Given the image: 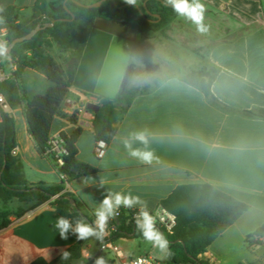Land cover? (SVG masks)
I'll return each mask as SVG.
<instances>
[{
    "label": "crops",
    "instance_id": "1",
    "mask_svg": "<svg viewBox=\"0 0 264 264\" xmlns=\"http://www.w3.org/2000/svg\"><path fill=\"white\" fill-rule=\"evenodd\" d=\"M35 0H0V9L9 5L20 13L30 11ZM205 6L200 32L195 23L178 15L153 40L158 45L151 52L154 77L162 81L150 90L134 96L130 106L118 115L116 132L107 143L102 158L94 156L95 139L92 121L96 111L87 108L99 98L69 87L62 112H76V124L66 117L55 116L49 138L82 129L76 141L77 157L96 171L88 176L61 183V177L50 160L37 152L27 132L24 103L5 112L13 119L15 157L22 165L28 185H63L60 193H70L80 203L79 213L89 222L97 204L107 191L131 193L146 202L149 211L178 185L206 183L248 206L201 254L207 264H222L232 250L230 239L237 243L242 263L264 264V243L245 239L264 226V119L247 116L244 111L264 108V16L260 0H200ZM166 43V44H165ZM178 49L183 55L182 73L165 74L171 56ZM54 53V52H53ZM52 53V54H53ZM149 51L140 58H148ZM203 67L214 68L211 83L213 100L179 80L185 72ZM165 74V75H164ZM29 89L21 84L26 99L42 94L50 85L44 75L24 69ZM147 130L151 163L129 155L124 141L134 131ZM133 147L143 148L136 142ZM103 181L104 187H99ZM58 195L53 196L51 199ZM28 208V203L19 206ZM18 208V207H16ZM90 213V217H87ZM55 209L47 202L0 229V264H29L41 258L53 261L67 248L80 242V260L100 257L90 244L75 235L62 239L54 227ZM90 223V222H89ZM114 243L117 241L113 239ZM120 248V247H119ZM122 258L107 259L119 264L131 257L121 249ZM82 263V262H81ZM237 263V262H236ZM80 264V263H79Z\"/></svg>",
    "mask_w": 264,
    "mask_h": 264
},
{
    "label": "trees",
    "instance_id": "2",
    "mask_svg": "<svg viewBox=\"0 0 264 264\" xmlns=\"http://www.w3.org/2000/svg\"><path fill=\"white\" fill-rule=\"evenodd\" d=\"M97 1L35 0L30 7L29 16L25 19H21L19 10L12 5L0 9V18L3 20L0 23V29L5 28L7 31V45L39 27L29 40L15 43L7 54L9 63L15 68L10 77L0 82V94L4 96L10 109L24 103L23 112L27 132L37 152L47 157L56 171L64 175L67 181L91 175L96 171L94 166L77 157L76 141L82 132L79 126L68 134L64 132L59 134L65 149L62 165L57 166L53 153H47L53 118L66 117L70 123L76 124V112L71 115L63 113L62 103L69 87L72 86L74 72L94 19L102 17L137 30L131 61L145 56V42L155 38L157 34H162L178 16L170 5H165L163 0H135V3H129L128 0H101L97 7L87 6ZM26 68L39 72L50 82L44 93L30 99H26L21 84L22 73ZM215 73L214 68L203 67L185 72L179 80L213 100L211 83ZM161 81L162 78L154 77L150 83L142 86L127 84L122 93L113 100L99 97L97 104L99 108L94 113L92 121L95 141L101 139L106 144L109 143L116 132L114 124L118 115L127 110L136 94L150 90ZM244 114L264 119V108L244 111ZM13 125L11 116L1 111L0 203L7 205L13 200L28 203V208L18 207L13 211V216L17 218L48 201L61 217H67L73 221L82 219L79 213L80 203L77 199L70 193H60L64 179H61L62 184L56 187L42 183L28 185L19 159L11 154L14 148ZM55 195L58 196L51 199ZM69 199H72L73 203H70ZM159 206L175 217V225L171 232H165L156 224L169 241L165 264H207L198 257L199 254L205 251L248 208L246 204L206 183L178 185L169 195L160 200ZM8 216L6 211L0 210V229L10 223ZM117 223L118 229L112 236L113 239L123 236L143 238L136 228L135 221L126 224L124 217L120 216L117 218ZM254 232L264 233V226ZM65 251L71 253L68 260L62 261L61 253L51 262L38 258L29 264H79L81 262L94 264V258L79 262L81 257L79 241ZM235 264L255 263L237 262Z\"/></svg>",
    "mask_w": 264,
    "mask_h": 264
},
{
    "label": "clouds",
    "instance_id": "3",
    "mask_svg": "<svg viewBox=\"0 0 264 264\" xmlns=\"http://www.w3.org/2000/svg\"><path fill=\"white\" fill-rule=\"evenodd\" d=\"M129 3H135V0H128ZM166 6L170 5L173 10L180 16L191 20L196 24L198 31L206 32L207 27L203 23L205 6L200 0H164ZM3 20L0 18V23ZM0 57L7 59L6 45L0 44ZM139 142L143 148L133 147ZM125 148L129 151V155L138 158L144 163H151L153 153L148 150L149 133L147 130L134 131L129 134V137L124 141ZM99 187L103 188L104 184L101 181ZM133 209L138 211L134 217L137 230L142 234L144 240L160 253H165L169 248L167 237L156 227V218L148 210L146 202L139 196L131 193L107 191L103 199L97 204L94 210L95 220L92 223L84 219L70 220L67 217H57L54 227L57 229L62 239H68L69 234L76 236L78 240H88L94 238L97 241L103 242L108 234L109 221L119 214V209ZM91 254H88V259H91ZM71 253L68 251L62 252V261L68 260ZM94 264H107L104 256L97 257Z\"/></svg>",
    "mask_w": 264,
    "mask_h": 264
},
{
    "label": "water",
    "instance_id": "4",
    "mask_svg": "<svg viewBox=\"0 0 264 264\" xmlns=\"http://www.w3.org/2000/svg\"><path fill=\"white\" fill-rule=\"evenodd\" d=\"M100 3L98 0L87 6L97 7ZM38 29L37 26L28 34L14 39L6 46V55L15 43L29 40ZM136 37L137 30L96 17L75 69L72 86L93 94L95 100L97 97L115 99L128 84L131 75L129 61ZM87 108L97 111L99 106L90 103ZM69 201L73 203L72 199Z\"/></svg>",
    "mask_w": 264,
    "mask_h": 264
},
{
    "label": "rangeland",
    "instance_id": "5",
    "mask_svg": "<svg viewBox=\"0 0 264 264\" xmlns=\"http://www.w3.org/2000/svg\"><path fill=\"white\" fill-rule=\"evenodd\" d=\"M90 1V0H89ZM261 6H262V13L264 16V0H260ZM30 11H25L23 13H20L21 19H25L29 16ZM164 34V31L163 33ZM166 44V43H165ZM158 43L153 40H147L145 42L146 50L148 49L149 54L148 58H134L131 60L133 64V70L131 73V76L129 77L128 84L132 86H142L145 84H148L151 82L155 72H153L151 68V55L153 48L157 46ZM174 52L167 53V56H171L166 64L165 68V74H178L182 73V58L185 56L183 55L178 49H173ZM8 59V58H7ZM7 59H0L2 69L5 73H8L10 71V63ZM164 74V75H165ZM24 80V86L27 91L29 89V78L28 77H22ZM23 205V203L13 200L10 201L7 205H3L0 203V210L6 211L9 214V218L13 217V211L16 209V207H19ZM87 217H90V213L86 214ZM84 244H90L92 246V249H96V245L98 241L94 238H90L88 240H83ZM236 241L232 238L229 241L230 246H232V250L227 254L225 259H222V264H235L236 262H239L240 259H242V254L237 249ZM115 244L123 249L125 253L131 254L132 256H139L146 253H149L153 258H155L160 263H164L165 260V253H160L157 249L153 248L148 242L144 240V238H133V237H117V241ZM100 256H104L105 259H115L110 252L104 251ZM81 262V260H79Z\"/></svg>",
    "mask_w": 264,
    "mask_h": 264
},
{
    "label": "built area",
    "instance_id": "6",
    "mask_svg": "<svg viewBox=\"0 0 264 264\" xmlns=\"http://www.w3.org/2000/svg\"><path fill=\"white\" fill-rule=\"evenodd\" d=\"M7 31L5 28L0 29V44H5L7 46ZM9 61V59H7ZM14 66L10 65V71L8 73H5L1 66L0 61V82L7 79L11 76V72L14 70ZM99 98V97H97ZM7 108V103L5 101V98L3 95L0 94V120H1V111L5 112V109ZM49 149L47 150V153H53L55 164L57 166L62 165L63 160L62 156L65 154V149L61 143V139L58 137L55 138H49L47 142ZM106 142L104 140H96L94 144V156L96 158H102L104 155L105 149H106ZM15 149L13 148L11 150V154L15 155ZM61 179H64L65 182L67 181L66 177L64 175L59 174ZM138 209H126L121 208L119 209V214L115 216V218L111 219L108 224L107 232L105 239L103 242L99 241V246L97 248V254H100L103 251L109 250L111 251L114 256L118 259H121L123 256L121 254L120 248L114 243L113 241V235L117 232L118 229V223L117 218L120 216L124 217L125 223H131L134 222V217L137 213ZM154 217L156 218V224L162 228L165 232H171L172 228L175 225V217L173 214L167 212L165 209L159 207L154 211H150ZM95 215L90 219V223L94 222ZM247 242L250 243H264V233L263 232H253L245 239ZM80 264H84L83 262ZM119 264H165L160 263L155 258H153L149 253L139 255V256H131L126 259L120 260ZM198 264V263H197Z\"/></svg>",
    "mask_w": 264,
    "mask_h": 264
},
{
    "label": "flooded vegetation",
    "instance_id": "7",
    "mask_svg": "<svg viewBox=\"0 0 264 264\" xmlns=\"http://www.w3.org/2000/svg\"><path fill=\"white\" fill-rule=\"evenodd\" d=\"M129 63H131V73H132V70H133V64L131 61H129ZM131 76V75H130Z\"/></svg>",
    "mask_w": 264,
    "mask_h": 264
}]
</instances>
